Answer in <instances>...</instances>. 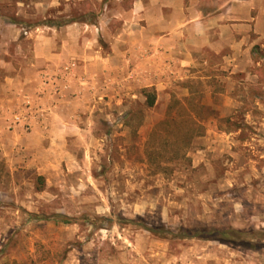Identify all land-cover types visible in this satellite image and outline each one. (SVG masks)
Wrapping results in <instances>:
<instances>
[{"label":"rangeland","instance_id":"374dc122","mask_svg":"<svg viewBox=\"0 0 264 264\" xmlns=\"http://www.w3.org/2000/svg\"><path fill=\"white\" fill-rule=\"evenodd\" d=\"M12 2L1 4L0 13L12 18L18 5L29 16L23 28L44 22L42 14L34 11L31 0ZM127 4L108 1L105 10L109 14L110 10H120ZM99 7L94 0H72L68 6H58L59 13L55 12L57 7L51 11L59 16L60 22L93 20L92 13L88 15L90 12L84 14V11L97 12ZM110 23L109 30L118 25L117 21ZM109 43V37L99 38L103 51H107ZM259 55L264 54L258 51L255 57ZM258 78L244 92L249 95L247 101L260 98L263 105L252 107L250 103L248 112L241 107L218 120L214 117L221 100L214 92L222 88L212 86L213 92L209 93V87L196 79L177 87L166 86L150 108L144 104V90L152 87L133 86L132 94H125L131 91L130 87L124 89L121 100L114 98L111 90H104L107 94L95 97L86 114L81 112L76 118L78 128L72 125L74 133L66 146L49 153L47 165L43 167L46 171H41L43 185L38 182L35 164L13 168L0 160V264H168L173 256L192 244L190 237L178 234L176 238L157 239L135 224L117 223L123 217H139L147 225L164 224L183 230L204 224L218 228L228 224H264L261 221L264 199L247 200L245 185L222 190L216 187L214 192L220 195V200L205 197L210 183L207 170L202 164L191 166V153L205 149L202 155L214 161V170L220 174L226 168L225 163L234 161L226 153L228 148L219 144L223 142L221 139L215 141L218 149L206 150L208 140L204 136L180 149L177 137L185 134L183 126L179 133L177 130L169 134L151 131L164 117L173 97L182 101L190 98L194 104L201 97L205 106L192 108L209 115L205 126L240 127L232 132L234 139H238L234 140V155L238 162L245 163L238 173L240 177L247 174L249 181L255 180L259 174L264 175V71ZM174 110L182 111L179 107ZM27 119L23 120L24 128L29 126ZM213 139L211 134L210 141ZM156 144L157 150L148 157L147 150ZM182 149L186 158L181 157ZM52 214L77 219L65 223ZM239 245L247 246L246 243Z\"/></svg>","mask_w":264,"mask_h":264},{"label":"crops","instance_id":"0c3cea01","mask_svg":"<svg viewBox=\"0 0 264 264\" xmlns=\"http://www.w3.org/2000/svg\"><path fill=\"white\" fill-rule=\"evenodd\" d=\"M12 1L0 0V5ZM94 1L99 10L84 11L92 13L93 20L57 24L59 16L51 10L57 7L59 13L58 6H68L72 0H31L34 11L45 19L31 28H23L29 16L18 5L12 18L0 13V160L9 167L35 164L39 176L43 175L49 153L66 146L74 133L71 127L78 128L76 118L86 114L95 97L101 98L107 89L121 100L122 90L130 87L125 94H132L133 86L152 87L159 98L166 86H181L191 79L207 85L209 93L213 92L210 87L218 85L222 89L214 92L221 100L217 120L241 107L248 112L250 103L263 105L260 98L247 101L244 90L259 81L260 72L255 69L264 62V55L255 57L258 51L264 54V0ZM108 1L128 6L108 14ZM111 21L118 22L114 30L107 29ZM102 35L110 38L107 51L99 45ZM15 116L22 119L17 122ZM24 116L29 119L25 128ZM236 129L240 127L205 126L206 150L218 149L215 141L221 139L219 144L234 158L220 174L214 170V161L202 155L205 149L191 153V166L206 167L207 198L220 200L216 187L245 185L247 200L264 199V175L249 181L247 174L240 177L238 173L245 163L234 155L238 139L232 132ZM221 227L264 231V224ZM191 241L168 264H264V238L258 246L244 248L218 239Z\"/></svg>","mask_w":264,"mask_h":264},{"label":"trees","instance_id":"16d2710c","mask_svg":"<svg viewBox=\"0 0 264 264\" xmlns=\"http://www.w3.org/2000/svg\"><path fill=\"white\" fill-rule=\"evenodd\" d=\"M14 20V19H11ZM50 22V20H48ZM52 23V21H51ZM55 23V22H54ZM57 24L61 22H56ZM258 72L264 71V62L255 69ZM145 92V100L144 104L147 107H152L155 103L156 99V93L153 88L150 90H144ZM253 92V91H251ZM254 93V92H253ZM252 93V94H253ZM192 103V100L186 99V100H180L178 98L173 97L169 105L167 106V110L165 112V115L163 118L158 120L152 127V132H158V133H165L169 134L173 131L176 132H182V128L184 127L185 134H179L177 137L178 144H181L180 149L189 146L192 143V140L195 137L202 136L205 132V125L204 122L209 118V115L207 114H200L197 111L193 110L194 108H202L205 106L204 102L201 100V97L197 99L195 104ZM179 107L182 109V111H175L174 108ZM190 108V109H186ZM185 109V110H184ZM128 116L131 115V112H128ZM183 126V127H182ZM232 127V126H231ZM235 127V126H234ZM238 127V126H236ZM175 133V132H174ZM179 146V145H178ZM157 144L156 146L152 145L147 150V155L150 157L152 154H154V150H157ZM179 148L177 150H179ZM182 149L181 157H185V150ZM38 182L43 185V177L37 176ZM54 218H59L61 222L65 223H71L74 222L77 218L67 216L64 214H52ZM101 219L111 222L112 218L109 217H102ZM117 223H131L135 224V226L139 228L146 229L152 237H155L157 239H169L170 237L176 238L179 235H182V237H190V238H196V239H218L220 241H230L233 243H246V245L256 247L259 245V241L264 238V231L263 230H255V229H249V230H243V229H235L232 227H209L205 224L201 227H197L195 229H172L166 227L164 224L159 225H147L142 218L135 217V218H120L117 220Z\"/></svg>","mask_w":264,"mask_h":264},{"label":"built area","instance_id":"2783aa9c","mask_svg":"<svg viewBox=\"0 0 264 264\" xmlns=\"http://www.w3.org/2000/svg\"><path fill=\"white\" fill-rule=\"evenodd\" d=\"M20 119H21L20 116H15V117H14V120L17 121V122L20 121Z\"/></svg>","mask_w":264,"mask_h":264}]
</instances>
